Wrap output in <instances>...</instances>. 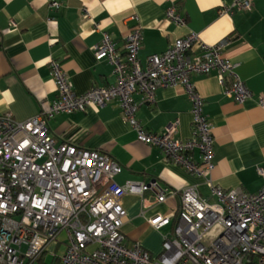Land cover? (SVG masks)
I'll list each match as a JSON object with an SVG mask.
<instances>
[{"label": "built area", "instance_id": "obj_1", "mask_svg": "<svg viewBox=\"0 0 264 264\" xmlns=\"http://www.w3.org/2000/svg\"><path fill=\"white\" fill-rule=\"evenodd\" d=\"M50 7L58 8V1ZM252 0H232L220 13L249 11ZM89 16L82 10V18ZM166 16L177 25L184 19L171 5ZM141 28L135 25L124 36L123 52H117L110 36L92 46L96 60L113 66L114 82L75 92L59 62L49 60L56 98L39 113L23 121L0 113V264H264V186L248 193L239 188L211 186V195L201 197L194 186L178 190L158 189L155 182L126 181L115 175L121 166L94 149L57 142L48 121L59 113L84 111L116 100L122 119L137 139L155 146L190 173L210 182L214 167L211 124L203 114V99L192 77L215 70L223 94L241 104L252 95L235 73V64L223 55L228 38L206 43L195 32L176 38L161 53L138 59ZM182 86L191 104L193 137H174L177 122L160 132L146 130L136 118L140 101L155 103L157 88ZM257 102L264 107V97ZM198 150L199 160L192 159ZM264 176V170L257 168ZM156 189L157 202L179 195V205L167 215L149 219L155 229L174 218L170 233L163 236L159 254L152 256L139 242H127L121 230L124 194L142 195ZM64 245L61 255L46 249Z\"/></svg>", "mask_w": 264, "mask_h": 264}, {"label": "crops", "instance_id": "obj_2", "mask_svg": "<svg viewBox=\"0 0 264 264\" xmlns=\"http://www.w3.org/2000/svg\"><path fill=\"white\" fill-rule=\"evenodd\" d=\"M0 0V113L18 121L35 114L56 98L49 60L60 63L75 92L114 82L113 66L96 60L92 46L107 33L117 52H123L124 36L135 25L141 28L138 59L163 52L176 38L195 32L206 43L228 38L223 55L235 64V73L252 93L241 104L223 94L215 70L194 75L192 80L203 99L202 110L211 124L214 167L210 182L166 159L155 146L137 139L135 130L122 119L116 100L84 111L59 113L48 121L57 142L98 150L121 166L115 181L155 182L158 189L180 191L194 186L201 197L214 200L211 186L223 190L239 188L248 193L264 186V0H252L249 11L220 13L232 0ZM174 5L184 23L177 25L166 16ZM89 16L82 18V10ZM137 101L136 118L146 130L160 132L177 122L174 137L193 136L191 104L180 85L157 88L155 103ZM199 160L198 150L191 154ZM156 189L142 195L124 194L121 230L127 242H139L152 256L160 253L163 236L171 232L174 218L155 229L149 219L178 208L176 194L157 202Z\"/></svg>", "mask_w": 264, "mask_h": 264}, {"label": "rangeland", "instance_id": "obj_3", "mask_svg": "<svg viewBox=\"0 0 264 264\" xmlns=\"http://www.w3.org/2000/svg\"><path fill=\"white\" fill-rule=\"evenodd\" d=\"M64 250V245L62 244H58L56 246H53V245H50L47 249H46V252H45V256H44V262H47L49 263L52 259V255L49 254L48 252L52 251L54 252L56 255H61L62 254V251Z\"/></svg>", "mask_w": 264, "mask_h": 264}]
</instances>
